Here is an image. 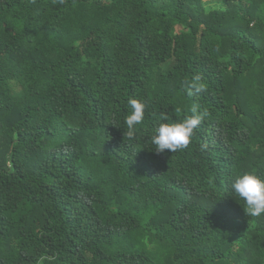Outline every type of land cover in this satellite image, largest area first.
<instances>
[{
    "label": "trees",
    "instance_id": "1",
    "mask_svg": "<svg viewBox=\"0 0 264 264\" xmlns=\"http://www.w3.org/2000/svg\"><path fill=\"white\" fill-rule=\"evenodd\" d=\"M220 1L0 0V264H264L232 188L264 179V0ZM196 103L191 146L157 153Z\"/></svg>",
    "mask_w": 264,
    "mask_h": 264
},
{
    "label": "clouds",
    "instance_id": "2",
    "mask_svg": "<svg viewBox=\"0 0 264 264\" xmlns=\"http://www.w3.org/2000/svg\"><path fill=\"white\" fill-rule=\"evenodd\" d=\"M36 0H32L35 3ZM60 3H65L66 0H58ZM188 96L205 93L208 90V85L204 82L202 74H197L190 81L185 83ZM132 112L126 118L127 131L124 135L128 138H135L137 125H141L145 119L146 109L149 107L142 99H131L129 101ZM201 105L196 103L191 108L192 115L182 121H172L167 114H162L163 121L156 128V134L152 137V142L157 146V153L170 151L172 153L183 151L189 148L192 144L193 137L196 134V129L204 122L205 118L211 113L205 109L200 111ZM178 111H180L178 109ZM234 192L246 202V207L243 209L246 215L260 217L264 215V179L254 172L244 173L239 176L232 184Z\"/></svg>",
    "mask_w": 264,
    "mask_h": 264
},
{
    "label": "rangeland",
    "instance_id": "3",
    "mask_svg": "<svg viewBox=\"0 0 264 264\" xmlns=\"http://www.w3.org/2000/svg\"><path fill=\"white\" fill-rule=\"evenodd\" d=\"M204 5L209 9H225V5L220 0H204Z\"/></svg>",
    "mask_w": 264,
    "mask_h": 264
}]
</instances>
